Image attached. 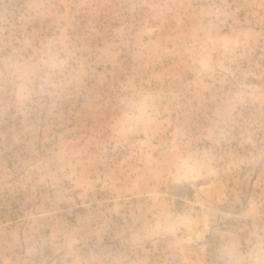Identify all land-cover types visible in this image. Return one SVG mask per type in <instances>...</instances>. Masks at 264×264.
I'll list each match as a JSON object with an SVG mask.
<instances>
[{
    "label": "rangeland",
    "instance_id": "1",
    "mask_svg": "<svg viewBox=\"0 0 264 264\" xmlns=\"http://www.w3.org/2000/svg\"><path fill=\"white\" fill-rule=\"evenodd\" d=\"M0 264H264V0H0Z\"/></svg>",
    "mask_w": 264,
    "mask_h": 264
}]
</instances>
